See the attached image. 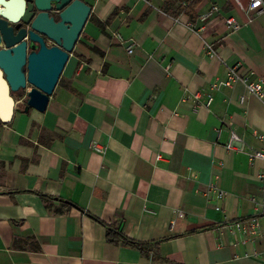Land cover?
<instances>
[{"label":"crops","instance_id":"obj_1","mask_svg":"<svg viewBox=\"0 0 264 264\" xmlns=\"http://www.w3.org/2000/svg\"><path fill=\"white\" fill-rule=\"evenodd\" d=\"M81 1L92 14L47 111L16 100L0 125V264H264V161L248 155L264 150V100L212 87L232 67L264 82V15L226 0H202L195 19L186 0L176 18L167 0ZM232 132L244 152L226 149ZM254 216L256 231L224 226ZM96 219L151 248L108 242Z\"/></svg>","mask_w":264,"mask_h":264},{"label":"water","instance_id":"obj_2","mask_svg":"<svg viewBox=\"0 0 264 264\" xmlns=\"http://www.w3.org/2000/svg\"><path fill=\"white\" fill-rule=\"evenodd\" d=\"M91 14L81 0H0L2 123H11L20 92L26 111H47Z\"/></svg>","mask_w":264,"mask_h":264},{"label":"built area","instance_id":"obj_3","mask_svg":"<svg viewBox=\"0 0 264 264\" xmlns=\"http://www.w3.org/2000/svg\"><path fill=\"white\" fill-rule=\"evenodd\" d=\"M226 1L235 3L246 14H251V13L255 12L258 15H264V1L263 0H250V3L247 7H244L242 5L241 0H226ZM219 12H220L219 7H217V6L212 7V9L208 13H206L205 15H202L199 18V20L205 22L208 20V18L211 15L219 13ZM226 25L233 32L240 29L239 23L233 17L226 19ZM190 26L192 27L193 30H195L193 28V25H190ZM201 29H203V28H201ZM198 31L199 30H196V32H198ZM111 36H112V39L116 40L120 44L126 43V41L123 39V37L119 33H112ZM134 48H135L134 43L128 44L127 45L128 53L132 54L134 51ZM204 53H205V56H207L209 58H215L218 55L217 50L212 43H205ZM240 82L244 85L248 95L255 96L261 100H264V82L260 79H256V75L254 72H250L247 75H242L239 72V69L237 67L230 68L228 71V78L225 80H215L212 83V87L216 90H222V89H226L229 87H233L235 84L240 83ZM196 99L199 100V96H197ZM244 100H245V97L242 96L240 101L244 102ZM212 101H213V99L209 97L205 106L209 107L211 105ZM259 140L264 143V136L260 135ZM244 146H245V144H244L243 139L237 133L232 132L230 135V140L228 141V143L226 145V149L228 151L244 152ZM92 148L100 154H104L106 151V149L104 147H101L97 144H94L92 146ZM248 155L250 156V158L253 161H256V160L264 161V150L253 151V152H250ZM160 158H161V156L157 157V159H160ZM260 180H261L262 186L264 187V173H261ZM213 184H214V186H217V179L216 178H214ZM223 196H224V194L220 191V192H218L217 199H221ZM252 202L255 203L256 205H258V202L255 198H252ZM261 205L264 208V198L262 200ZM216 210L219 211L221 209L216 206ZM257 220L250 221L251 226H253L252 231H256L258 228V221ZM242 225H244V224L241 223V224H237L236 226L238 229L243 230L244 227Z\"/></svg>","mask_w":264,"mask_h":264},{"label":"trees","instance_id":"obj_4","mask_svg":"<svg viewBox=\"0 0 264 264\" xmlns=\"http://www.w3.org/2000/svg\"><path fill=\"white\" fill-rule=\"evenodd\" d=\"M201 2H202V0H186V7L184 9L185 14L187 16H189L191 19H195L196 18L195 10H196V8L199 6V4ZM176 4H177L176 0H167V2L165 3V8H168V15H170L172 17H175V18L178 16V11H179V10L173 11V7L176 6ZM117 13L118 12L115 11L113 13V15H111V17L108 19L106 24H109L111 21H113L115 19L116 15H117ZM144 16L146 17L147 14H145ZM98 25H99V27L102 30H104V28H105L104 24H102L101 22L98 21ZM94 51L99 53L100 55H103V53L101 51H99L98 49H94ZM24 95H25L24 92H20V94H19V96H21V97L24 96ZM3 124L4 123H2L0 121V125H3ZM42 196L46 197L45 195H42ZM63 204H64V208H66V209L67 208L70 209L71 207L78 208L75 205H73L72 203L63 202ZM57 213H62V212H61V210H58ZM257 219H259L258 216H254V217H251V218H248V219H239V220L227 223L224 226L230 227V226H234V225L241 224V223H244V222H250V221H253V220H257ZM96 220H97V222H99L100 224H102L103 226L106 227V229H107V241L108 242H110V243H118V242H120L122 240L125 244L133 245V246L139 248L141 251H143L146 254L149 251V249L151 248V243H142V242L131 241V240L127 239L124 235H122L119 231L114 230L111 226L107 225L106 223L101 222L98 219H96ZM207 229H209V228H206V229H203V230H207ZM203 230H198V231L195 230V231H192V232H190L188 234H185L183 236L191 235V234H194L196 232L203 231Z\"/></svg>","mask_w":264,"mask_h":264},{"label":"rangeland","instance_id":"obj_5","mask_svg":"<svg viewBox=\"0 0 264 264\" xmlns=\"http://www.w3.org/2000/svg\"><path fill=\"white\" fill-rule=\"evenodd\" d=\"M25 95H26V92H25ZM25 95L22 96V97L21 96H17V101L19 102L18 103L19 104L18 107H20L21 109H24L25 107H27V102H26V96Z\"/></svg>","mask_w":264,"mask_h":264},{"label":"flooded vegetation","instance_id":"obj_6","mask_svg":"<svg viewBox=\"0 0 264 264\" xmlns=\"http://www.w3.org/2000/svg\"><path fill=\"white\" fill-rule=\"evenodd\" d=\"M25 93V92H24ZM19 94L20 93H18V94H14V98H15V100H17V96H19Z\"/></svg>","mask_w":264,"mask_h":264}]
</instances>
